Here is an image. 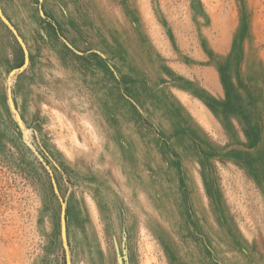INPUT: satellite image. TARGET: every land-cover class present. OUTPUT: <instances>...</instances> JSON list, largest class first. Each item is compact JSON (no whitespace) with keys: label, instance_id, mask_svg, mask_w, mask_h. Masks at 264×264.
<instances>
[{"label":"rangeland","instance_id":"obj_1","mask_svg":"<svg viewBox=\"0 0 264 264\" xmlns=\"http://www.w3.org/2000/svg\"><path fill=\"white\" fill-rule=\"evenodd\" d=\"M0 11V264H264V0Z\"/></svg>","mask_w":264,"mask_h":264},{"label":"water","instance_id":"obj_2","mask_svg":"<svg viewBox=\"0 0 264 264\" xmlns=\"http://www.w3.org/2000/svg\"><path fill=\"white\" fill-rule=\"evenodd\" d=\"M0 20L2 21V23L11 31L12 35L14 36V38L16 39L17 43L19 44L20 48L22 49L24 56H25V61L27 60V51H26V47L22 41V39L20 38V36L18 35V33L16 32V30L9 24V22L4 18L3 14L0 11Z\"/></svg>","mask_w":264,"mask_h":264}]
</instances>
